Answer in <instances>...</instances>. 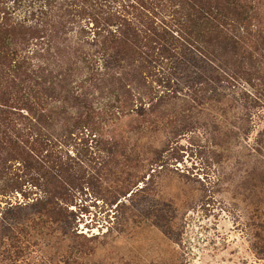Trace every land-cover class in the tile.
<instances>
[{"label": "trees", "instance_id": "1", "mask_svg": "<svg viewBox=\"0 0 264 264\" xmlns=\"http://www.w3.org/2000/svg\"><path fill=\"white\" fill-rule=\"evenodd\" d=\"M182 47L234 86L257 77L264 88V0H0V264H45L36 252L49 264H104L88 259L99 234L80 231L70 209L93 175L64 147L78 128L127 148L161 126L163 107L204 95L208 82L173 85ZM134 145L117 196L144 188L145 150ZM26 207L34 215L14 219Z\"/></svg>", "mask_w": 264, "mask_h": 264}, {"label": "rangeland", "instance_id": "2", "mask_svg": "<svg viewBox=\"0 0 264 264\" xmlns=\"http://www.w3.org/2000/svg\"><path fill=\"white\" fill-rule=\"evenodd\" d=\"M182 48L173 85L183 90L208 82L204 95L163 107L161 126L145 125L130 148L98 144L78 128L80 138L64 147L74 157L82 153L93 175L70 206L80 231L99 234L91 261L264 264V88L257 77L234 86L214 64ZM183 108L190 109L179 112ZM134 144L147 152V178L138 185L144 188L117 196V184L136 168ZM35 211L26 207L14 219ZM32 258L49 264L41 252Z\"/></svg>", "mask_w": 264, "mask_h": 264}]
</instances>
